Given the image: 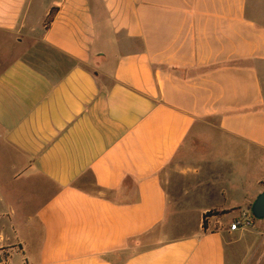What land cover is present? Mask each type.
I'll return each instance as SVG.
<instances>
[{"label": "crops", "instance_id": "crops-1", "mask_svg": "<svg viewBox=\"0 0 264 264\" xmlns=\"http://www.w3.org/2000/svg\"><path fill=\"white\" fill-rule=\"evenodd\" d=\"M262 180L264 0H0L9 261L264 264Z\"/></svg>", "mask_w": 264, "mask_h": 264}, {"label": "built area", "instance_id": "built-area-1", "mask_svg": "<svg viewBox=\"0 0 264 264\" xmlns=\"http://www.w3.org/2000/svg\"><path fill=\"white\" fill-rule=\"evenodd\" d=\"M208 218H204V220H208ZM254 217L251 215L250 210L242 211L241 215L236 219L230 221L228 225L229 230H236L238 228H248L253 225Z\"/></svg>", "mask_w": 264, "mask_h": 264}, {"label": "rangeland", "instance_id": "rangeland-1", "mask_svg": "<svg viewBox=\"0 0 264 264\" xmlns=\"http://www.w3.org/2000/svg\"><path fill=\"white\" fill-rule=\"evenodd\" d=\"M245 179H253V177L251 175L250 176L248 175V176H245ZM228 218H231V216ZM206 221H208V220H205V222ZM9 253H10V247L9 246L3 245L2 247H0V258L2 260V262H0V264H25L23 257L21 256L20 253L13 254L12 259L9 261V259H8Z\"/></svg>", "mask_w": 264, "mask_h": 264}, {"label": "water", "instance_id": "water-1", "mask_svg": "<svg viewBox=\"0 0 264 264\" xmlns=\"http://www.w3.org/2000/svg\"><path fill=\"white\" fill-rule=\"evenodd\" d=\"M249 210L255 219L264 220V190L255 197Z\"/></svg>", "mask_w": 264, "mask_h": 264}, {"label": "trees", "instance_id": "trees-1", "mask_svg": "<svg viewBox=\"0 0 264 264\" xmlns=\"http://www.w3.org/2000/svg\"><path fill=\"white\" fill-rule=\"evenodd\" d=\"M54 10L55 9H52L50 12H49V14L47 15V17H46V19H45V23L47 24V23H49L50 21H51V19H52V16H53V13H54ZM261 184H264V181L262 180L261 181ZM228 211H216V210H211V211H208L207 213H205L204 215H203V222H202V226H203V228H205L206 227V222H205V220H204V218H208V217H210V216H213V215H221V214H224V213H227ZM0 262H2V260H1V258H0Z\"/></svg>", "mask_w": 264, "mask_h": 264}]
</instances>
